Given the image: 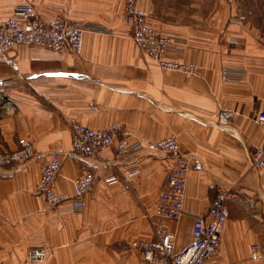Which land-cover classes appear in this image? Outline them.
Masks as SVG:
<instances>
[{"label":"crops","instance_id":"crops-1","mask_svg":"<svg viewBox=\"0 0 264 264\" xmlns=\"http://www.w3.org/2000/svg\"><path fill=\"white\" fill-rule=\"evenodd\" d=\"M20 1L0 0V20ZM29 1L43 19L63 11L107 25L112 33L86 30L79 54L18 45L9 54L21 76L0 61V94L10 101L0 107V149H18L24 138L34 149L26 162L0 164V264H161L147 260L133 243L156 239L150 217L172 158L140 155L139 174L109 184L112 168L120 167L116 141L97 156L65 159L55 190L68 199L55 208L38 192L44 162L55 151L71 149L74 121L95 130L122 124L129 141L175 134L205 167L188 174L183 215L165 221L176 234V250L190 243L194 218L212 204L210 184L216 183L234 195L221 249L205 264H264L262 253L251 258L253 245L264 247V168L250 165L252 150L264 145V126L257 120L264 111V38L229 11L213 13L207 25L179 27L162 21L155 0H139L138 9L159 32L186 40L185 54L167 55L198 66L197 75H186L163 69L141 52L123 15L126 0ZM224 67L245 75L223 81ZM221 110L231 117L219 119ZM86 171L94 173V183L77 212L70 197L74 180ZM41 246L44 259L29 262V250Z\"/></svg>","mask_w":264,"mask_h":264},{"label":"built area","instance_id":"built-area-1","mask_svg":"<svg viewBox=\"0 0 264 264\" xmlns=\"http://www.w3.org/2000/svg\"><path fill=\"white\" fill-rule=\"evenodd\" d=\"M138 2L139 0H126L124 17L130 24L132 35L141 52L157 58V53H164L167 47L172 45V37L158 33L150 23L148 15L138 9ZM37 14L30 4L21 3L17 4V8H14L13 15L8 20L0 22V61L17 73L18 62L9 52L18 45L37 44L56 53L79 54L82 50L84 26L78 20L64 13H58L49 19L40 18ZM18 75L21 76L19 73ZM4 97V94H0V102L3 105L9 101ZM230 116L231 114L225 110H221L218 114L219 119L224 120H228ZM257 120L264 126V111L258 113ZM121 133L122 127L119 123L111 124L102 130H95L86 124L73 122L72 147L70 150L53 152L44 162L37 183L38 192L45 197L49 206L55 208L68 199L65 194L55 190L57 174L65 159L70 156H97L101 149L116 141L114 160L120 164V167L116 171L112 168V164H107L114 171L106 178L109 184L124 182L139 174L140 155L162 153L173 159V166L164 174L156 200V210L150 217L156 239H140L133 245L152 262L205 264L221 249L222 233L229 216L228 200L234 195L233 189L216 183L210 184V189L214 193L212 204L205 213L195 216L190 243L185 248L176 250V234L165 227V221L179 220L183 215L188 174L191 171H201L204 166L195 154L182 149L175 134L159 140L142 142L129 141L120 137ZM21 146L22 148L16 150L0 149V164L9 161L20 163L28 161L34 153L32 143L28 139H23ZM251 162L253 167L264 168V145L252 150ZM93 183L92 171H86L74 180V193L70 200L75 211L84 208L85 197L91 191ZM260 253L264 254V247L253 245L251 258L258 259ZM45 254V246L32 248L28 260L38 262L44 259Z\"/></svg>","mask_w":264,"mask_h":264},{"label":"rangeland","instance_id":"rangeland-1","mask_svg":"<svg viewBox=\"0 0 264 264\" xmlns=\"http://www.w3.org/2000/svg\"><path fill=\"white\" fill-rule=\"evenodd\" d=\"M21 3L30 4L33 8H35V6L29 0L20 1L19 3H16V5H14L11 15L6 19L0 20V22L4 20H8L13 15L14 8L15 7L17 8V4L19 5ZM155 3H156L157 10L162 17V21L169 25L195 28V26L207 25L210 22L209 19L213 13L218 12L219 14L225 15L229 11L233 14L235 19L240 20V23L243 26V28L249 29L261 35V37L264 38V0H155ZM58 13H61V14L64 13L65 15H67L63 11H57L54 15ZM123 14H124V10H123ZM37 15L41 18L39 13ZM78 21L84 26L83 27L84 31L87 30V31L106 33V34L112 33L111 29L107 25L100 24V23L85 22L81 20H78ZM158 33L163 34L159 31ZM131 34H132V31H131ZM163 35L171 36L167 34H163ZM171 37H172L173 43L171 46L167 47L168 48L167 51H165L164 53H157V58H154L152 56H149V57L156 60V62L163 69L182 72L186 75H197L199 71V68L197 65L193 63H188L185 61L177 60L175 58H171L167 56L169 52L170 53L172 52L178 55H183L186 52L185 51L186 50L185 49L186 40L178 39L177 37H174V36H171ZM133 39L135 40L134 37ZM177 43H179V46L177 45ZM180 43H184V45ZM30 45H37V44H30ZM184 65L189 66L190 68H187ZM244 75H245V72L242 69L232 70L229 67H224L221 71L222 80L227 81V82L239 81L241 80V78L244 77ZM4 98L7 99L6 97ZM91 106L95 108L96 104L91 103ZM0 107L3 108V104L1 102H0ZM74 122H77V121H74ZM120 126L122 127V133L120 137H124L128 139V135H129L128 131L126 132L123 130L122 124H120ZM22 141L23 139L21 140V142ZM20 148H22V146H20L18 149ZM13 150H16V149H13ZM250 165H251V169L252 168L256 170L259 169V168L253 167L252 162ZM59 172L57 174V177L59 175ZM30 250L28 254L30 253ZM27 260H28V255H27ZM15 264H18V263H15Z\"/></svg>","mask_w":264,"mask_h":264},{"label":"bare ground","instance_id":"bare-ground-1","mask_svg":"<svg viewBox=\"0 0 264 264\" xmlns=\"http://www.w3.org/2000/svg\"><path fill=\"white\" fill-rule=\"evenodd\" d=\"M124 15V14H123ZM85 32V31H84ZM84 32H83V34H84ZM168 70V69H167ZM8 103H9V101L8 102H5L4 103V105H3V107H5L6 105H8ZM205 170V167H204V169L203 170H201V171H204ZM201 171H198V172H201Z\"/></svg>","mask_w":264,"mask_h":264}]
</instances>
